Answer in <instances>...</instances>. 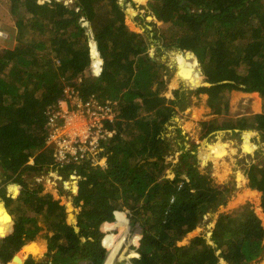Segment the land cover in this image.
<instances>
[{
  "label": "trees",
  "instance_id": "16d2710c",
  "mask_svg": "<svg viewBox=\"0 0 264 264\" xmlns=\"http://www.w3.org/2000/svg\"><path fill=\"white\" fill-rule=\"evenodd\" d=\"M9 2L14 29L2 32L15 45L0 47L1 261H44L30 252L37 247L29 246L41 240L49 261L39 264H104L107 251H118L129 231L120 211L127 212L131 226L138 224L140 238L134 248L137 255L129 253L137 257L115 264H252L264 258L263 227L248 204L220 214L210 241L196 236L178 246L208 212L226 205L231 189L213 184L196 168L205 151L201 143L192 149L180 146L183 136L176 127L187 110L186 96L183 88L170 99L162 96L168 69L160 58L164 50L194 55L196 60L190 54L177 57L182 62L180 74L198 62L207 86L195 92L206 96V106L215 116L225 114L228 92L258 94L260 113L233 120L236 126L210 124L206 133L249 128L221 131L213 138L225 134L246 143L262 137L264 0H148V9L160 24L152 30L158 40L152 57L150 35L133 32L124 22V9L133 5L135 10L131 0H121L123 7L119 0H71L67 5L61 0ZM195 5L200 7L198 14L189 9ZM136 11L138 18L145 14L146 21V10L136 4ZM98 60L101 71L94 79L88 71ZM65 85L77 89L82 98L93 95L118 107L116 133L103 152L106 167L82 164L58 170L64 179L74 171L81 177L72 198L79 209L74 225L67 223L63 206L43 194L41 186L29 187L21 180L18 197H5L8 182H16L24 172L39 175L51 166V149L44 148L45 112L61 98ZM175 104L176 113L171 108ZM166 125L174 135L167 136ZM175 148L180 153L169 179L165 172L171 163L166 158L175 154ZM31 157L33 164L27 165ZM250 166L248 187L260 193L264 213V167ZM10 190L15 192L16 187ZM120 213L126 222L118 220ZM102 225L115 233L105 236Z\"/></svg>",
  "mask_w": 264,
  "mask_h": 264
},
{
  "label": "rangeland",
  "instance_id": "374dc122",
  "mask_svg": "<svg viewBox=\"0 0 264 264\" xmlns=\"http://www.w3.org/2000/svg\"><path fill=\"white\" fill-rule=\"evenodd\" d=\"M9 1L10 0H0V47L12 48L13 45H15V41L13 39L9 40L8 36L4 32H2V29H14L13 22L15 18L10 14ZM36 1L39 4H42L43 2H46L48 0ZM61 1L63 3L65 2V0ZM147 1L148 0H145L142 4H138L139 2H137L136 0H131L132 4H135V10L133 9V5H128L129 8L124 9V22L128 26V28L133 32L150 35L151 43L148 54L149 57H152L154 56L155 50L158 45V40L153 39L152 30H157L160 24L151 15V12L147 7ZM119 2L123 7L121 0H119ZM136 4L139 6V9L146 10V14L147 17H149V20H146V17V21L142 20L143 16H146L145 14H142L140 18L137 17L138 12L136 11ZM189 9L190 12L196 14L200 13L201 11L199 6H195L192 9ZM4 41H6V43ZM187 54H190L189 56H192L195 59L193 54L189 52L186 53L183 51L164 50L163 53L160 55L161 60L166 63L168 69V75H164L166 90L162 92V96H165L166 98L170 99L173 97V93L175 91H178L181 88L184 89L183 91L185 92L186 96L185 101L187 105V110L180 114V124L176 127L180 131V135L183 136L182 141L178 140L179 144L180 146L185 145L187 148L192 149L193 145L201 143V147H205V151L198 157L196 168L202 174L209 176V178L212 179L213 184L221 186L223 188L229 187L228 189L231 190L229 194H227L226 205H220L219 207H217V209L208 212L203 218V220L200 222V224L197 226V228L193 230L190 234H188V236L184 238L181 242H179L178 246L187 245L189 240L196 236H203L208 241H210V235L212 233V230L214 229L217 217L220 214H228L231 211L242 207L245 204L250 205V209L253 210L256 216L260 219L261 226L263 227L264 231V213H262L259 207L260 193L248 187V180L246 175V171L252 163L253 165H251L250 168L255 165L259 167H264V157L262 155L264 152V133L262 132V137L256 136L254 139L255 142L250 141L246 143H243L242 141L240 142V140H238L237 138H233L225 134H219L215 138L213 137L221 131H240L249 130V128L236 130H216L211 133H206V129L210 124L213 128L236 126L237 123L233 120L239 119L243 116L260 113L262 101L256 93H254L256 95L254 96L252 94L230 91L227 94V101L224 104L225 114L218 116L211 114L209 108L206 106V96L203 94L197 95L195 92L197 88L207 86L202 81L203 76L200 72V66L198 62L194 61L195 65L192 68H185L180 74V68H178V63L182 62L177 57H185ZM156 57H158V54ZM192 57H189L188 60H193ZM88 74L89 76L93 77L94 69L92 68L91 70H89ZM193 80L195 81V83L190 82ZM178 106L179 104L171 106V108L175 110V113L176 108ZM169 125L165 126L167 136L174 135V129L169 128ZM255 135V133H251V137ZM172 141L175 140L173 139ZM203 143L206 144L204 145ZM174 150L175 154L172 155L171 158L170 156L166 158V160L171 163V167H169L165 172L166 178L169 179L173 178L172 168L173 165L178 161L177 153H180L179 148H175ZM58 175V171H49L48 169L46 171H43L39 175H34L32 173L27 174L24 172L23 175H19L17 178H15L17 179L16 183H10V181L8 182V184L5 185V197H10L12 199L17 198L23 185L22 182H24L29 187L41 186L43 194L47 193L52 197L56 195V198L54 199L59 202V205L63 206L67 223L74 225L76 223V215L78 214L79 209L74 207L72 198L76 196L73 193L75 192L76 187L78 188V180H72L69 177L67 179H64L60 175ZM56 177L58 179H56ZM37 179L41 180L37 181ZM241 179H243L241 184H238L237 182ZM10 187H16V191H11ZM251 191H253V193ZM5 204L6 203L4 201L3 206L7 212ZM120 212H122L126 218V228L127 231H129L128 233L126 231L127 236L124 238L123 243L121 244V247L118 252L121 257H119V255L114 262H121L123 259L129 257L135 258L136 256L134 255L129 256V253L134 252V254H136L134 248L138 247V240L140 238V229L138 227V224L136 223L134 226H131L127 218V212ZM123 214L120 213L118 215V220L120 222H126ZM10 218L14 222L12 216H10ZM103 226L104 225L101 226V231L105 234V236L111 233H115V230H104ZM136 238V243L133 244V239ZM44 244V241L40 240L39 242L35 241L31 243L29 246L37 247L36 249L31 248L30 252L34 254L37 259L44 260L42 262L45 263L49 261V259L44 255L46 251V247ZM209 244H211V242H209ZM39 245L44 247L43 253L38 252L37 249ZM116 251H112L111 254H115ZM11 252L13 251L10 250V253ZM109 254L110 253H108V255ZM260 260L264 261V258L262 257L261 259L252 264H257ZM114 262L113 264H115Z\"/></svg>",
  "mask_w": 264,
  "mask_h": 264
},
{
  "label": "built area",
  "instance_id": "2783aa9c",
  "mask_svg": "<svg viewBox=\"0 0 264 264\" xmlns=\"http://www.w3.org/2000/svg\"><path fill=\"white\" fill-rule=\"evenodd\" d=\"M69 3L71 0L64 2L65 5ZM100 64L101 61L98 60L93 66L94 79H97L101 71ZM45 114L47 138L44 148L51 149L49 171H58L68 166L76 168L82 164L91 168L106 167L103 152L105 144L116 133L113 127L118 120L116 102L100 101L93 95L82 98L77 89L65 85L61 98L47 107ZM27 164H33V157L29 158ZM69 178L78 181L81 179L75 171Z\"/></svg>",
  "mask_w": 264,
  "mask_h": 264
},
{
  "label": "bare ground",
  "instance_id": "6f19581e",
  "mask_svg": "<svg viewBox=\"0 0 264 264\" xmlns=\"http://www.w3.org/2000/svg\"><path fill=\"white\" fill-rule=\"evenodd\" d=\"M146 20H149V17H146ZM118 252H119V250L117 251V253L115 255V254H111L112 250L110 252L108 251V253H110L111 255L110 254L108 255L109 257H107V259H106L104 264H113V262L117 259Z\"/></svg>",
  "mask_w": 264,
  "mask_h": 264
},
{
  "label": "crops",
  "instance_id": "0c3cea01",
  "mask_svg": "<svg viewBox=\"0 0 264 264\" xmlns=\"http://www.w3.org/2000/svg\"><path fill=\"white\" fill-rule=\"evenodd\" d=\"M252 95L256 96L254 93H253ZM258 104H259V101H258ZM73 194H74V195H77V193H73ZM51 197H52V196H51ZM52 198H53V199L56 198V195H54ZM54 200H55V199H54ZM55 201H57V200H55ZM37 245H38V244H37ZM39 246H41V245H39ZM15 254H17V253H15ZM15 254H14V255H15ZM114 263H115V262H114ZM257 264H264V261H261V260H260Z\"/></svg>",
  "mask_w": 264,
  "mask_h": 264
},
{
  "label": "water",
  "instance_id": "95a60500",
  "mask_svg": "<svg viewBox=\"0 0 264 264\" xmlns=\"http://www.w3.org/2000/svg\"><path fill=\"white\" fill-rule=\"evenodd\" d=\"M196 6V5H195ZM205 11H206V9H205ZM216 12H219V11H216ZM172 156H170V158H171ZM103 244V243H102ZM104 246V245H103ZM38 262H42V261H38ZM38 262H36V263H34V262H31V263H34V264H39ZM42 263H44V262H42Z\"/></svg>",
  "mask_w": 264,
  "mask_h": 264
},
{
  "label": "clouds",
  "instance_id": "9594fccd",
  "mask_svg": "<svg viewBox=\"0 0 264 264\" xmlns=\"http://www.w3.org/2000/svg\"><path fill=\"white\" fill-rule=\"evenodd\" d=\"M27 165H29V164H27ZM10 183H16V182L11 181ZM9 186H10V185H9ZM136 257H137V256H136ZM129 258H130V257H129ZM0 260H1V259H0ZM1 263H2V264H6L7 262H2V261H1Z\"/></svg>",
  "mask_w": 264,
  "mask_h": 264
}]
</instances>
